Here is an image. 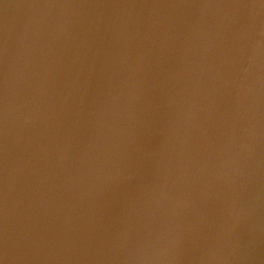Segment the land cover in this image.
<instances>
[{"label":"water","instance_id":"1","mask_svg":"<svg viewBox=\"0 0 264 264\" xmlns=\"http://www.w3.org/2000/svg\"><path fill=\"white\" fill-rule=\"evenodd\" d=\"M264 0H0V264H264Z\"/></svg>","mask_w":264,"mask_h":264},{"label":"snow or ice","instance_id":"2","mask_svg":"<svg viewBox=\"0 0 264 264\" xmlns=\"http://www.w3.org/2000/svg\"><path fill=\"white\" fill-rule=\"evenodd\" d=\"M262 7H264V3H262V5H261Z\"/></svg>","mask_w":264,"mask_h":264}]
</instances>
